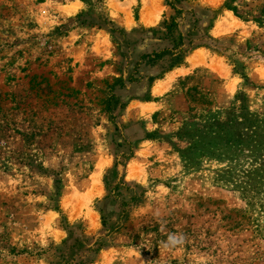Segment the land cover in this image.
I'll use <instances>...</instances> for the list:
<instances>
[{"label":"rangeland","instance_id":"obj_1","mask_svg":"<svg viewBox=\"0 0 264 264\" xmlns=\"http://www.w3.org/2000/svg\"><path fill=\"white\" fill-rule=\"evenodd\" d=\"M0 264H264V0H0Z\"/></svg>","mask_w":264,"mask_h":264},{"label":"trees","instance_id":"obj_2","mask_svg":"<svg viewBox=\"0 0 264 264\" xmlns=\"http://www.w3.org/2000/svg\"><path fill=\"white\" fill-rule=\"evenodd\" d=\"M179 13H181V12H179ZM172 25H175V26L177 25V22H176L175 18L173 19V23H172ZM166 26L168 27V24H166ZM146 57H147V56H144V57H143V60L146 59Z\"/></svg>","mask_w":264,"mask_h":264}]
</instances>
